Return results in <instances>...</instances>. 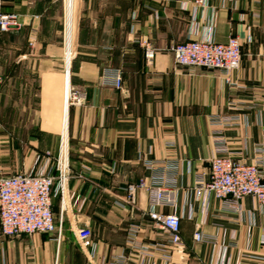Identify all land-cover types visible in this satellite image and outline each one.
Instances as JSON below:
<instances>
[{"label":"crops","instance_id":"1","mask_svg":"<svg viewBox=\"0 0 264 264\" xmlns=\"http://www.w3.org/2000/svg\"><path fill=\"white\" fill-rule=\"evenodd\" d=\"M2 11L18 14L20 26L0 33V178L53 164L67 74L85 98L67 114L71 177L65 201L53 197L61 236L0 234V264H264V205L245 196L227 208L195 190L209 180L216 136L242 162L264 143V0H3ZM230 37L242 59L227 76L174 61L177 44ZM136 40L157 49L151 66ZM108 67L121 70V89L103 84ZM141 180L173 186L176 207L156 210L181 216L183 250L148 217L146 190L127 201L125 188ZM132 225L148 257L130 250ZM81 228L92 232L85 250Z\"/></svg>","mask_w":264,"mask_h":264},{"label":"built area","instance_id":"2","mask_svg":"<svg viewBox=\"0 0 264 264\" xmlns=\"http://www.w3.org/2000/svg\"><path fill=\"white\" fill-rule=\"evenodd\" d=\"M195 7L205 6L210 0H192ZM3 0H0V33L20 26L18 14L2 11ZM144 50L146 65L151 66L156 58L157 49L147 40H136ZM33 41H30V45ZM177 65L195 71L198 68L216 70L229 75L240 68L242 45L237 37H230L226 43L214 40H192L175 45L172 48ZM0 50V88L4 83ZM102 82L116 89L123 87V74L120 69L108 67L102 72ZM84 95L69 86L68 74L65 88V105L81 106ZM218 123L228 125L233 118H217ZM218 154L211 160L208 181L199 182L196 187L198 196L206 194L224 201L227 208H238L240 200L251 196L264 205V143L258 146L259 156L252 162L234 159L228 152L225 140L216 136ZM49 161H51V154ZM50 168L38 174H16L0 178V234L8 238L32 236L36 233H55L58 238L61 230L57 227L53 213V197L60 194L65 201L67 186L71 177V156L68 134H61L59 149L52 159ZM139 190H146L150 210L148 217L154 225L165 232L169 242L179 251L184 249L181 237V216L175 212L165 214L158 212V207H176L175 190L172 185L149 184L141 180L138 184H129L127 201L135 204ZM140 227L132 225L127 234L130 250L148 257V251L139 242ZM80 247L85 250L92 238L88 228H81L76 233ZM196 241L204 240L201 232L194 235ZM164 258L170 260L167 249ZM121 264H131L128 258Z\"/></svg>","mask_w":264,"mask_h":264},{"label":"bare ground","instance_id":"3","mask_svg":"<svg viewBox=\"0 0 264 264\" xmlns=\"http://www.w3.org/2000/svg\"><path fill=\"white\" fill-rule=\"evenodd\" d=\"M69 65L67 66L68 69H69ZM67 114H68V110H67V107L65 105L64 106V120H63V124H62V132L64 133V135H67V130H68Z\"/></svg>","mask_w":264,"mask_h":264}]
</instances>
